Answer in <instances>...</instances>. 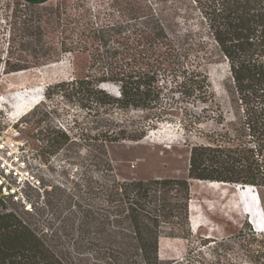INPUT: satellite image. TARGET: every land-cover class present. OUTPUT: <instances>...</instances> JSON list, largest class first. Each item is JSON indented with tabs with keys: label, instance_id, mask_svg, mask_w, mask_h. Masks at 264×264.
<instances>
[{
	"label": "trees",
	"instance_id": "1",
	"mask_svg": "<svg viewBox=\"0 0 264 264\" xmlns=\"http://www.w3.org/2000/svg\"><path fill=\"white\" fill-rule=\"evenodd\" d=\"M167 1L132 0L112 12L57 5L45 27L15 11L7 17L0 72L68 55L70 77L44 97L82 114L62 125L40 102L21 117L48 155L64 152L77 168L66 185L42 186L41 203L27 209L0 184V264H179L159 258V240L191 236V179L253 188L264 212V0H191L198 31H180ZM215 62L227 65L230 121L204 70ZM164 122L185 133L206 122L222 128L191 144L188 179L117 178L108 145L138 143Z\"/></svg>",
	"mask_w": 264,
	"mask_h": 264
},
{
	"label": "rangeland",
	"instance_id": "2",
	"mask_svg": "<svg viewBox=\"0 0 264 264\" xmlns=\"http://www.w3.org/2000/svg\"><path fill=\"white\" fill-rule=\"evenodd\" d=\"M131 1L52 0L43 5L45 8H38L16 6V2L21 3L20 0H0V47L3 45V33L8 27L6 19L13 11L30 21L40 19V25L45 27L50 23L51 8L57 5L69 13L80 11V7L93 12H112ZM146 2L157 3L159 8L163 5L162 0ZM189 4L191 0H168L166 5L178 10L179 17L176 19L180 31L189 27L193 31L201 30L197 14L192 10L187 11ZM171 11L166 9L163 15L168 16ZM184 14L187 15L188 23L182 20ZM204 70L222 115L226 121L234 119L236 116L224 89L227 65L224 62L208 63ZM70 75L68 55H63L57 62L24 72H0V184L6 188H2L4 194L14 193L17 202L25 204L26 209L30 204L37 206L41 203L42 186L49 189L58 184L66 185L70 176L76 173V162L70 165L71 161L64 152L48 155L36 130L25 127L20 120L40 102L48 110L55 111L50 116L55 123L65 125L70 123L73 115L80 116L82 113L66 107L59 99L44 97L48 85L67 79ZM220 128L219 125L206 122L200 125L199 132L185 133L177 123H159L138 143L108 145V157L119 179H188L191 144L206 143L205 135L221 132ZM189 185L191 236L181 238L162 235L159 240V258L162 261L176 260L179 264H264V212L256 190L192 179Z\"/></svg>",
	"mask_w": 264,
	"mask_h": 264
},
{
	"label": "crops",
	"instance_id": "3",
	"mask_svg": "<svg viewBox=\"0 0 264 264\" xmlns=\"http://www.w3.org/2000/svg\"><path fill=\"white\" fill-rule=\"evenodd\" d=\"M20 1L25 3V4L42 6V5H45L49 2H51L52 0H20ZM249 219H250V216H249ZM190 226H191V224H190Z\"/></svg>",
	"mask_w": 264,
	"mask_h": 264
},
{
	"label": "bare ground",
	"instance_id": "4",
	"mask_svg": "<svg viewBox=\"0 0 264 264\" xmlns=\"http://www.w3.org/2000/svg\"><path fill=\"white\" fill-rule=\"evenodd\" d=\"M213 184H216V183H213ZM218 184V183H217ZM222 185H225V184H222Z\"/></svg>",
	"mask_w": 264,
	"mask_h": 264
},
{
	"label": "built area",
	"instance_id": "5",
	"mask_svg": "<svg viewBox=\"0 0 264 264\" xmlns=\"http://www.w3.org/2000/svg\"><path fill=\"white\" fill-rule=\"evenodd\" d=\"M250 222V221H249ZM251 224V223H250ZM255 230V228H253Z\"/></svg>",
	"mask_w": 264,
	"mask_h": 264
},
{
	"label": "water",
	"instance_id": "6",
	"mask_svg": "<svg viewBox=\"0 0 264 264\" xmlns=\"http://www.w3.org/2000/svg\"><path fill=\"white\" fill-rule=\"evenodd\" d=\"M238 186V185H237Z\"/></svg>",
	"mask_w": 264,
	"mask_h": 264
}]
</instances>
